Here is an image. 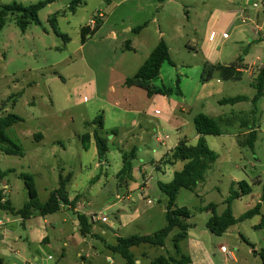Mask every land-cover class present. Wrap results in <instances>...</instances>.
Here are the masks:
<instances>
[{
  "label": "rangeland",
  "instance_id": "1",
  "mask_svg": "<svg viewBox=\"0 0 264 264\" xmlns=\"http://www.w3.org/2000/svg\"><path fill=\"white\" fill-rule=\"evenodd\" d=\"M46 1L0 0V10L13 3L26 8ZM73 1L46 4L37 13L38 24H29L25 31L11 14L0 27V117L13 114L23 119L6 131V136L21 147L23 157L0 152V172L12 170L0 183L5 198L8 196L15 208H22L28 194L18 176L27 174L43 203L58 188L60 176L69 174L68 196L79 194L76 203L81 202V210L90 213L92 222L106 217L108 222L95 225L94 234L113 244L115 238L106 227L113 223L119 228L118 210L131 214L130 202L115 198L117 182L122 186L137 184L139 189H133L130 197L140 205L150 203V209L121 236L153 234L165 225L166 197L158 183H169L173 172L182 167L180 162L171 164L170 154L181 141L196 144L193 119L203 114L218 124L219 136H205L208 148L218 158L193 191L178 192L175 205L190 212L186 222L189 237L179 242L180 253L190 256L188 240L192 239L208 255L204 264H235L221 252V246L238 259V264H262L257 253L264 248V229H253L259 218L239 222L216 237L206 229L211 213L203 209L214 204L216 215H220L230 192L239 191L237 182L245 181L251 194L231 203L233 217L239 219L256 203L264 183V89L262 97L252 103L256 76L264 66V0H80L72 12L69 7ZM244 6L248 10L245 14L238 10ZM96 21L101 22L100 29L82 41L80 30H92ZM144 23L138 33L131 32ZM211 30L228 35L215 41L213 57L204 45ZM161 39L168 47L172 66L164 63L152 84L167 94L149 98L144 90L127 87L124 82L134 76ZM207 54L215 65L229 66L242 60L246 69L241 79L223 81L215 75L202 83ZM238 96L246 100L219 105L222 99ZM97 117L102 118L98 133L108 148L101 162L92 139ZM253 125L258 131L250 149L245 146V133ZM84 135L91 136L87 149L82 142ZM123 159L130 162V176L135 175V180L118 179ZM257 179L261 184L255 183ZM121 190L120 196L126 192ZM67 218L74 222L72 212L64 208L49 220ZM2 227L1 221L0 230ZM102 229L108 230L106 237L101 235ZM177 234V229L170 233L164 248L142 245L131 252L141 264H151L159 256L179 258L172 247ZM19 236L22 229L17 225L13 235L0 243L3 264H19L22 258L41 264L46 255L52 256V264L57 260L64 264H126L111 251L94 252L72 242L64 247L66 233L56 235L51 250L36 247L34 256L39 262H34L31 252L35 246L23 237L19 247ZM96 238L86 237L85 241L102 247V240ZM243 240L254 243L257 253L253 254ZM61 248L66 251L63 260L57 253ZM80 250L89 256L83 263L76 256Z\"/></svg>",
  "mask_w": 264,
  "mask_h": 264
},
{
  "label": "trees",
  "instance_id": "2",
  "mask_svg": "<svg viewBox=\"0 0 264 264\" xmlns=\"http://www.w3.org/2000/svg\"><path fill=\"white\" fill-rule=\"evenodd\" d=\"M53 0H47L46 2H39L36 5L29 7H22L16 3L8 6H4L0 10V27L4 24V18L11 14L16 24L22 31H25L27 26L31 23L38 24L37 13L46 4L51 3ZM164 1V0H160ZM80 3V0H74L70 4V11L73 12L72 6ZM52 22V21H51ZM54 24V22H52ZM146 23L137 26L131 30L133 33H138ZM101 27V22L96 21V26L89 30L84 28L80 30V38L85 41L86 37L91 38ZM127 47L129 46L127 42ZM164 63L172 66L170 60L169 50L166 43L161 39L157 46L153 49L147 59L139 67L137 72L132 78L126 79L124 85L127 87H136L146 92L147 97H153L155 95H166L167 91L164 89H155L152 82L159 77L160 69ZM245 66L242 60H238L229 66L215 65L209 62L203 64L200 81L202 83L210 81L215 75H217L223 81H238L241 79ZM178 80L176 81V85ZM256 89V95L252 100L253 105L256 101L262 97L264 89V66L258 71L256 76V83L254 85ZM245 97H233L226 98L219 101V105H234L245 101ZM256 109L253 108L252 114L255 115ZM102 118L97 117L93 122L96 125L97 130L92 134V139L96 148V157L98 162H101L108 151L106 139L100 137L98 131L102 130ZM23 119L8 114L4 117H0V152L8 156L23 157V151L21 147L13 143L7 136L6 131L10 127L22 123ZM194 130L196 132L197 141L194 146L188 145L185 141H181L171 152L170 162L171 164L180 162L182 167L178 171H174L172 179L169 183H158L159 190L166 197L165 204V225L150 235H131L129 237L117 238L116 244L111 246L110 249L113 253L118 254L126 264H135L136 260L132 248H138L139 246H153V247H165V240L170 233L177 229L178 234L172 240V247L177 256L165 257L159 256L154 259L151 264H190L191 259L189 256L180 253L179 242L187 238V231L189 225L186 223L190 218V212L185 207H176L175 200L178 192L182 189L193 191L198 183L204 181L206 172L211 168L212 164L217 160L218 156L215 152L210 150L207 146L205 136H219L220 130L217 122L203 114L197 115L193 119ZM251 129V128H250ZM91 136L84 135L82 142L84 149L88 148V143ZM256 140V132L250 130L245 140V146L253 149L254 142ZM133 154L130 158H133ZM12 170L0 172V182L6 177ZM131 164L127 160L123 159V165L120 172L117 174L118 179L122 178L130 179ZM19 179L24 183L27 190L28 201L20 209H14L11 202L5 199L4 192L0 188V212L18 216L21 219H27L34 214L40 216H46L53 214L60 209L61 205L75 206L76 198L69 200L68 193L66 191V185L70 181V175L66 177L60 176L58 188L52 190L48 199L45 202H40L37 196L35 185L30 175L20 174ZM124 180V179H123ZM238 192L231 191L229 197L225 200V209L220 215H216V206L209 204L203 210H208L211 213L210 218L206 223V229L208 232L216 237L222 236L230 227L236 225L247 219L259 216V223L253 226L254 230L264 229V212H261L262 205L264 204V183L261 186V193L259 202L256 203L251 209L247 210L239 219H235L231 210V203L233 200H237L245 195L251 193V187L245 182H237ZM79 224V234L86 236L90 234L91 226L88 223V218L85 215L77 214ZM260 257L261 263L264 264V249H261L257 253Z\"/></svg>",
  "mask_w": 264,
  "mask_h": 264
},
{
  "label": "crops",
  "instance_id": "3",
  "mask_svg": "<svg viewBox=\"0 0 264 264\" xmlns=\"http://www.w3.org/2000/svg\"><path fill=\"white\" fill-rule=\"evenodd\" d=\"M253 6L255 7V4H253ZM238 10H239L240 13H244V14L248 11L245 6L241 7ZM238 10L236 9L235 13ZM211 17L209 19L210 21H211ZM128 31L129 30H126L125 32H128ZM211 32H214V31L211 30L209 32V34ZM209 34L206 37V43L204 45L206 46L205 50L207 51V53H211L212 54L211 56L213 57V55L215 56V53H213L214 51L212 52L213 45H214L215 41L217 39H222L224 36H228V35H227V33L218 34V33L214 32L213 39H210L209 38ZM211 56H209L208 54L206 55V57L208 58L210 63H212ZM251 129L256 132V138H257L258 129L256 128L255 125H253ZM249 131H247L245 134L249 133ZM134 176H130V179L131 180L132 179L135 180L137 177H134ZM255 183L256 184H261V181L259 179H257ZM123 188L126 189V192L124 193V195L120 196V194L122 192L121 189H123ZM135 188L139 189V185L136 184L134 187H132L128 183V184L122 186V185H120L117 182L115 198H117V200L119 199L120 202H124V201L130 202L128 204L129 205L128 208L131 211V214H128V212L123 210V209L122 210H118L119 211V222L117 223V219H115V220H116L117 225H119V228H117V226H115L113 223H110V225H108L106 227V228L109 229V231L112 233V236L115 238V242L113 244H108L107 241H103V239H101V237H99V236L94 234L95 225H99V223H107L108 222L106 217L103 216L101 218H98L97 215H96L98 221L97 222H92L90 220V218H89L90 213L87 212V211L81 210V204H80L81 202L75 203V206H73V208L71 206L61 205L60 209L57 212L53 213V214H49V215H46V216H40L38 214H34L31 217H29L27 219H24V220L19 218L18 216L17 217H13L12 215L0 212V220L3 222V227H2L3 230H0V243L4 242V241H7L8 240V235L12 236L14 229L17 227V225H20V227L22 229V237L21 236L18 237V242L16 243V245L19 246L20 244H22L20 241L23 240L22 239L23 237H24L25 241H28L29 243L33 244L35 246V249H33L31 254L33 255V261L34 262H39V258L37 256H34L35 255L34 252L36 251V247H39L41 245L45 249L47 248V249L51 250L52 246L56 243V240H57L55 237L59 233H66V237H65V240H64V243H63L64 247H66L68 245V243L72 242V244L75 247H77V248H84V247L87 246V247H91L94 252H99V253L103 252V251L110 252L111 251L110 247L114 246L116 244L117 238L123 237V236H121V232H123L125 229H127L129 227H133L139 219H141L142 217L147 215V213H148V211L150 209L149 208V204L150 203L149 204L147 203L145 205H140L137 202H135L133 200V198L130 197V195H129L130 192L133 189H135ZM251 192H252V189H251ZM7 194H8V192H7ZM78 195L79 194H75L72 198L68 196V198H69V200H72V199H74L75 196H78ZM126 195H129V196H126ZM124 196H126V197L124 199H122ZM6 197L7 198H5V199L10 201L9 197L8 196H6ZM80 197H81V195H80ZM140 198L142 200H145L142 195L140 196ZM241 198H239V199H241ZM259 198H260V195L258 196V200L256 201V203L259 202ZM87 201H88V204L91 203L90 199H88ZM11 205L13 206L12 202H11ZM13 208L16 209V210L20 209V208H15L14 206H13ZM64 208L67 209V210H70L72 212V214L75 217L74 218V222L72 220H70V218H67V220H62L60 222L56 221V220L55 221L49 220V219H51L52 215L60 212V210H63ZM164 209H165V207H164ZM261 212H264V204L262 205ZM77 214L85 215L88 218V223L91 226L89 235L81 236L79 234V224H78ZM164 214H165V212H164ZM256 217L259 218V216H256ZM102 218H104L105 221H103ZM37 221H41L42 225H39V223H37ZM258 223H259V219H258L257 224ZM107 231H104L102 229L100 231V233H101L102 236L106 237V235H108L106 233ZM2 232H3V234H2ZM93 236H96L97 237L96 239L102 240V245H103L102 247H100V248L96 247L95 248L91 244H89L88 242L85 241L86 237H93ZM187 236L189 237L188 233H187ZM16 240L17 239L15 238L14 241H16ZM243 242L246 243L252 249V253L253 254L257 253L255 251L256 249H255V244L254 243H252L250 241H244V240H243ZM188 244H189V248H190V250H189V252H190V256L189 257L191 259V263L190 264H204V260H206V258H208V255L205 252V250L203 248H201V246H199L196 242L192 241V239L188 240ZM65 252L66 251L63 248H61V249H59L57 251V253L59 254V256H60V258L62 260L64 259ZM76 256L79 257L82 260V263L89 259V256L84 254L82 250L78 251ZM107 258H108L107 260L109 262H112L110 257H107ZM21 260H23V261H20L19 264H32L29 261H26L25 258H22ZM230 260H232L235 264H238V259L235 258V256L233 254H232V258ZM51 261H52V256L51 255H46V260L43 259L41 264H52ZM59 262H62V261L57 260L53 264H64V263H59ZM0 264H3L1 259H0ZM135 264H141L140 260H136Z\"/></svg>",
  "mask_w": 264,
  "mask_h": 264
},
{
  "label": "built area",
  "instance_id": "4",
  "mask_svg": "<svg viewBox=\"0 0 264 264\" xmlns=\"http://www.w3.org/2000/svg\"><path fill=\"white\" fill-rule=\"evenodd\" d=\"M92 22V21H91ZM241 22H245V19H242ZM214 37V33L210 34V39H213ZM103 221H105L104 218H102ZM0 225H1V221H0ZM220 250L223 254H225L227 256V258H232V253L227 251L226 248L224 246L220 247Z\"/></svg>",
  "mask_w": 264,
  "mask_h": 264
}]
</instances>
